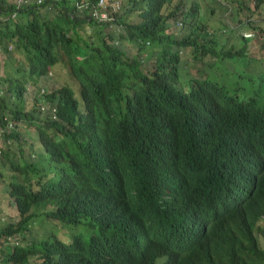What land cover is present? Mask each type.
Here are the masks:
<instances>
[{"label":"trees","instance_id":"trees-1","mask_svg":"<svg viewBox=\"0 0 264 264\" xmlns=\"http://www.w3.org/2000/svg\"><path fill=\"white\" fill-rule=\"evenodd\" d=\"M97 1L0 0V146L17 210L0 227V264H157L159 253L170 259L162 264H264V157L251 194L241 184L214 218L197 201L201 181L232 171L241 133L264 152V101L238 98L247 90L264 97L262 57L235 47L234 30L204 0H122L116 11L107 2L116 30L93 14ZM186 47L198 56L195 72L181 60ZM142 52L155 54L152 66ZM59 64L68 82L40 92ZM27 83L38 90L29 107ZM46 98L57 119L38 115ZM32 125L34 139L23 146ZM164 148L177 150V160L165 159ZM112 163L141 173L134 187L122 188ZM187 166L190 190L177 202L174 172ZM35 168L42 171L33 181ZM78 224L95 231H70Z\"/></svg>","mask_w":264,"mask_h":264},{"label":"clouds","instance_id":"clouds-1","mask_svg":"<svg viewBox=\"0 0 264 264\" xmlns=\"http://www.w3.org/2000/svg\"><path fill=\"white\" fill-rule=\"evenodd\" d=\"M26 1H30V0L18 1V2L20 3V2H26ZM116 1L119 3H115ZM231 1L233 2V5H234V11H233V13H231L230 16H227V18L225 20H228V18L235 16L236 14L237 15L239 14L240 17L238 20V25L232 26L229 24L228 25H226L225 23L224 24L227 27H229V29L234 30L233 40L236 38L240 39V37L248 38V39L242 40V44L235 46L237 48H240V47H243L242 45L247 40H249L253 35H255L257 33L256 27L250 26V19L247 20V17H250V18L259 17L260 19H262V21H264V12L262 14H260L258 12V8H259L260 4L262 2H264V0H231ZM107 2L110 3V5L112 7H113V5L111 4V2H113L115 5L116 4L118 5L117 7H113V10H115V11L122 4V0H107ZM94 9L98 10V12H101V10L104 9L109 16L108 18H101L97 15H95V16L99 17L101 20H108V22H111L110 28L116 30V27H115L116 23L113 21L115 16L112 13H109L107 11L106 7H102L101 9L100 8H94ZM94 9H92V11H94ZM247 21L249 22V24ZM260 35H261V37H264V30L263 29H260ZM115 43H117L116 40H115ZM262 47H263V45H262ZM244 50H245V47H244ZM250 55H252V54H250ZM252 56H254V55H252ZM259 57H262V60L260 61V64H259V68L264 69V54H262ZM28 89H29V86H27V84H26V90H25V96L26 97H27L26 91ZM50 90L51 89L45 90L44 86H42L39 89L40 92L45 91L46 93H48ZM35 91H36L35 92V95H36L38 90H35ZM254 93L255 92H252L251 90H247L246 92L241 91L239 93L238 98L244 99L245 101H243V102H248V101H251L252 99L258 100L260 103L264 101V97H261V96L250 97V95H253ZM261 93L264 94V91ZM32 104H33V102L31 103V105ZM28 105H29V103H27V106ZM38 108H39L38 115H41V114L43 115L44 113H48L51 115L52 119L58 118L56 105L54 103H51L49 100H47V98L42 99V100H40V99L38 100ZM262 127H263V131H264V125ZM4 129H5V126H2L0 124V139L2 138V140L5 137L4 136ZM36 131L37 130L35 128L34 132H36ZM238 138H239L241 146H242V152L232 160V171L229 174L225 175L224 177L211 178V179H206V180L201 181V184H202L201 192H202V194H198L197 201H198L199 207L201 209L205 210L204 215H208V216H211L212 218H214L217 215V211L215 209L216 205H219L222 202L225 203L227 201L232 202L236 197L237 188L241 184H244L246 187H248L250 194L254 189V185H255L254 174L257 171L258 160L261 157H264V152L251 149L248 146L246 139L242 133L240 134V136H238ZM33 139H34V137H33ZM23 146H24V144H23ZM1 149H2V147L0 146V156H1ZM162 156L165 159H168L171 162H174L178 158L177 150H175L173 148H164L162 150ZM156 160H157V158H156ZM8 162L10 163V161H8ZM107 167H114L115 168L119 183L122 186V188L125 190L134 187L136 182H137L139 175L141 174V173L130 174L129 173V167L126 164L112 163L110 166H107ZM10 168H11V166H10ZM190 168L191 167H188V166L182 167V168L177 169L174 172V182H175V187H176L175 201H177V202L182 201L184 196L186 195V192H188L190 190V188L188 186V180H187V174H188V170ZM41 171L42 170L40 168H35L33 170V172H30L33 181H35L37 179L38 174H36V173H40ZM44 176H45V178L47 177L45 174H44ZM216 187H219L220 189L223 187L224 191L222 193H220V191H217L216 194L212 195V197H208L205 195V193H207V192L215 191ZM91 218H92V213H89L86 219L90 220ZM259 225H262L263 228L260 232L257 230V236H258L259 243L262 246H264V243H262L260 240V236H262V238L264 240V217H263V219H261L259 221ZM58 229H61V228H58ZM81 230L86 231L84 234V236L86 238L89 235H92L95 231L90 226L87 227L84 224H78L77 226L73 227L70 231H72L73 233H78ZM67 232H69V231H67ZM42 233H43V230L42 231L40 230L39 234H42ZM87 234H89V235H87ZM86 240H88V239H86ZM4 245H13V242L11 239H7V240H5ZM104 254H106V252H103L102 254H100V256H104ZM111 255L118 256V257L123 258V259L132 258V253L128 254V255L120 254V253H113ZM158 255L159 256L156 257L157 264H162L164 262L169 263L170 259H169L167 253H159Z\"/></svg>","mask_w":264,"mask_h":264},{"label":"rangeland","instance_id":"rangeland-1","mask_svg":"<svg viewBox=\"0 0 264 264\" xmlns=\"http://www.w3.org/2000/svg\"><path fill=\"white\" fill-rule=\"evenodd\" d=\"M207 4L211 5L214 8V16L215 19L217 21L222 22L224 25V23L226 25H232V26H237L238 25V20L240 15L236 14L235 16H232L230 18H228V20H225L227 18V16H230L231 13H233L234 11V5L233 2L231 0H204ZM258 12L260 14H262L264 12V2H262L258 8ZM250 19V26L256 27V34L253 35L249 40H247L242 46L245 47V51H247L249 54H252L254 56H261L262 54H264V37H261L260 35V29L264 30V21H262V19H260L259 17H247V20ZM227 21V22H226ZM248 22V21H247ZM249 24V22H248ZM177 26H175L176 28ZM226 35V34H225ZM244 39H248V38H243L240 37V39L236 38V39H232L230 38L229 40L234 44V46H238L242 40ZM229 41V43H230ZM116 42H118L122 47H124L125 49H127L128 51L131 52H135L136 50V46L134 43H130L126 40H123L122 37H119V39H116ZM263 45V47H262ZM181 54V60L183 62V64L186 66V68L190 71V72H195V64L198 63V56L195 58V56L193 55L192 51L190 48L186 47L181 49L180 51ZM244 54V53H243ZM142 55L145 56L146 60H145V66H152L154 64V57L155 54L152 52L150 54H147L146 52H142ZM0 58H1V54H0ZM248 58V56L246 55V59ZM205 60L208 61V57H205ZM0 62H2V60H0ZM243 63V62H242ZM242 63H240V65H242ZM14 66V64L12 65ZM67 77H69V75L65 72V70L60 66V64L58 66H56L55 68H52L50 70V72H48L47 76H42L41 80L39 81V85L40 86H44L45 90L46 89H52L54 87L59 86L61 83H66L67 81ZM38 85V84H37ZM27 86H29V89L26 91V95L28 98V103L29 105H31L32 103V99L35 95V90H37L34 86V89H32V87L30 86V83H27ZM28 105V106H29ZM24 140L26 141L24 146H28V144L31 142V140L33 139V135L35 134L34 129L35 127L33 126H27L24 127ZM1 144L3 143L2 138L0 139ZM13 145V144H12ZM10 163L8 161H5V159H3L2 156H0V172L2 174V176L0 177V226H2L4 224V222H9L12 219L16 218V208L11 205L10 199L5 191V188L7 186V182L9 179H11L8 175L10 174ZM38 224V229L39 230H44L45 227L44 225L37 223ZM51 223L48 224V226H50ZM53 226V232L54 233H58L60 235H62V237H64L63 235V230L64 229H58V225L55 223H52ZM67 236V235H66ZM260 240L262 243H264V240L262 238V236H260Z\"/></svg>","mask_w":264,"mask_h":264},{"label":"built area","instance_id":"built-area-1","mask_svg":"<svg viewBox=\"0 0 264 264\" xmlns=\"http://www.w3.org/2000/svg\"><path fill=\"white\" fill-rule=\"evenodd\" d=\"M18 1H25V0H18ZM37 1L39 2L41 0H37ZM115 3H119V2L116 1ZM97 4H99L102 7H106L107 0H98ZM111 4L113 5V7H117L118 6L117 4L115 5L113 2H111ZM93 14L97 15V16H99L101 18H108L109 17L107 12L104 9H102L101 12H98V10L94 9Z\"/></svg>","mask_w":264,"mask_h":264}]
</instances>
